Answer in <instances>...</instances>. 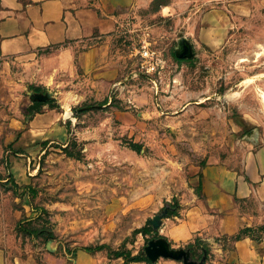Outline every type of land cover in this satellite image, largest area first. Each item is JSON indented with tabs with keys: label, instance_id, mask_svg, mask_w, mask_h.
I'll return each instance as SVG.
<instances>
[{
	"label": "rangeland",
	"instance_id": "rangeland-1",
	"mask_svg": "<svg viewBox=\"0 0 264 264\" xmlns=\"http://www.w3.org/2000/svg\"><path fill=\"white\" fill-rule=\"evenodd\" d=\"M188 15L182 11L180 20H172L164 12L163 21L150 23L144 39L162 60L155 71L141 67L133 53L143 40L136 35L120 46L128 71L123 83L82 100L75 96L71 107L62 93L39 90L47 97L45 109L61 118V135L29 151L14 139L0 141V179L17 168L26 181L21 187L12 178L0 182V207L8 213L4 222L22 255L32 252L39 259L40 249L61 256L63 264H138L111 256L107 248L135 255L153 239L179 250L185 244L171 243L161 229L167 216L178 221L167 205L180 215L186 168L224 160L250 134L264 144V0L228 13L225 39L215 45L195 41L202 15L193 21ZM175 29L180 37L189 34L190 56L177 57L181 40ZM22 95V100H1V122L7 113L21 112L28 121L32 109ZM164 208L154 229L150 220ZM256 215L253 237L264 243V206ZM85 246L94 250H82ZM159 259L170 258L149 264Z\"/></svg>",
	"mask_w": 264,
	"mask_h": 264
},
{
	"label": "crops",
	"instance_id": "crops-1",
	"mask_svg": "<svg viewBox=\"0 0 264 264\" xmlns=\"http://www.w3.org/2000/svg\"><path fill=\"white\" fill-rule=\"evenodd\" d=\"M252 1L0 0V102L22 100L24 94L25 106H32L37 100L31 97L46 90L70 98L64 104L71 107L75 96V101L82 100L90 92L123 83L128 71L121 60V43L136 35L147 39L151 22L166 16L180 20L182 11L191 21L202 15L195 41L215 45L225 39L228 13L246 11ZM176 35L178 41L183 38L179 30ZM47 106L45 102L40 107ZM39 110L32 109L27 122L22 112L7 113L0 121V141L14 139V145L29 151L40 148L41 140L61 135L60 116L52 108ZM239 141L238 150L224 160L186 168L180 180V215H173L178 221L167 216L162 223L161 232L171 243L183 246L195 237L206 241L211 255L205 264H264V243L253 237L256 212L264 206V144L252 134ZM6 175L0 182L12 178L16 187L26 183L23 170L12 168ZM7 214L0 207V264H63L61 256L40 249L39 259L32 252L22 255L4 222ZM245 227L250 233L230 240ZM155 264L183 262L159 259Z\"/></svg>",
	"mask_w": 264,
	"mask_h": 264
},
{
	"label": "trees",
	"instance_id": "trees-1",
	"mask_svg": "<svg viewBox=\"0 0 264 264\" xmlns=\"http://www.w3.org/2000/svg\"><path fill=\"white\" fill-rule=\"evenodd\" d=\"M44 103L45 101H35L34 104L31 106V109L38 111L40 106ZM167 206L170 207L171 213L173 215H176L175 207H172L171 204ZM147 224L150 225V222L148 221ZM148 230H151L149 229V226ZM250 231V227L242 228L240 231L232 235L230 237V240L238 239L240 236L250 233ZM30 232L35 235L39 233V231L35 229H32ZM81 249L85 251L94 250V248L88 246L81 247ZM181 249L187 253L186 260L191 261V264H204V260L207 258L206 256H208V254L210 253V247L208 243L200 237H195L192 241L186 243ZM107 253L113 257H123L127 262H151V260L146 256L143 250H141L140 254L131 255L128 251H113L111 248H107ZM180 261L182 260L180 259Z\"/></svg>",
	"mask_w": 264,
	"mask_h": 264
},
{
	"label": "water",
	"instance_id": "water-1",
	"mask_svg": "<svg viewBox=\"0 0 264 264\" xmlns=\"http://www.w3.org/2000/svg\"><path fill=\"white\" fill-rule=\"evenodd\" d=\"M191 55V49H190V44L187 42L185 38L181 39V45L179 47V52H177V57H185V56H190ZM33 99H36L38 101H44L47 97L46 96H41L39 94H36L34 97H31ZM167 212V209L164 208L161 214H156L152 217L150 220L152 226L154 229H157L159 224H160V219L165 215ZM144 251L146 256L150 260H155L158 257H165V258H170L174 260H182L183 264H191V261H187V253L182 250L181 248L179 250L175 249H170L168 244L164 242L163 240H153L150 239L147 242V245L144 247Z\"/></svg>",
	"mask_w": 264,
	"mask_h": 264
},
{
	"label": "built area",
	"instance_id": "built-area-1",
	"mask_svg": "<svg viewBox=\"0 0 264 264\" xmlns=\"http://www.w3.org/2000/svg\"><path fill=\"white\" fill-rule=\"evenodd\" d=\"M136 53H138L141 58V67H146L147 70L155 71L162 66L161 54L151 46L149 41L146 42L142 40Z\"/></svg>",
	"mask_w": 264,
	"mask_h": 264
}]
</instances>
